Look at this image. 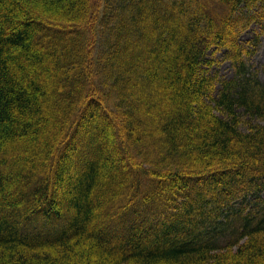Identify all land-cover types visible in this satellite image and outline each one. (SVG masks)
Wrapping results in <instances>:
<instances>
[{
    "label": "trees",
    "instance_id": "16d2710c",
    "mask_svg": "<svg viewBox=\"0 0 264 264\" xmlns=\"http://www.w3.org/2000/svg\"><path fill=\"white\" fill-rule=\"evenodd\" d=\"M263 21L264 0H0V264H264L261 31L241 39Z\"/></svg>",
    "mask_w": 264,
    "mask_h": 264
},
{
    "label": "rangeland",
    "instance_id": "374dc122",
    "mask_svg": "<svg viewBox=\"0 0 264 264\" xmlns=\"http://www.w3.org/2000/svg\"><path fill=\"white\" fill-rule=\"evenodd\" d=\"M261 25L258 22H253L241 35V39L247 42L249 39L254 38L256 33L260 32V43L258 51L251 57L250 63L253 64L255 68H262L264 64V21ZM225 50L213 46L208 51V57L214 58L216 62L210 67V71L219 73L221 77L231 78L234 75V68L231 62L224 58ZM260 74L264 78V70H261ZM99 120H103V116L100 115ZM137 175L132 174V178H135Z\"/></svg>",
    "mask_w": 264,
    "mask_h": 264
}]
</instances>
